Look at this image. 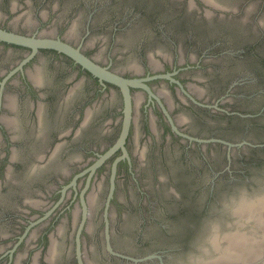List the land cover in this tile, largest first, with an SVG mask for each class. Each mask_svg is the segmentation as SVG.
<instances>
[{
	"label": "flooded vegetation",
	"instance_id": "af4514ba",
	"mask_svg": "<svg viewBox=\"0 0 264 264\" xmlns=\"http://www.w3.org/2000/svg\"><path fill=\"white\" fill-rule=\"evenodd\" d=\"M227 1L0 0L1 28L136 80L120 144V84L0 39V264H190L264 186V0Z\"/></svg>",
	"mask_w": 264,
	"mask_h": 264
},
{
	"label": "water",
	"instance_id": "95a60500",
	"mask_svg": "<svg viewBox=\"0 0 264 264\" xmlns=\"http://www.w3.org/2000/svg\"><path fill=\"white\" fill-rule=\"evenodd\" d=\"M205 1L207 3L213 4L214 6H216L218 8H222V9H227L230 7L227 4L221 3L219 0H205ZM207 13L210 14L211 12L208 11ZM0 39L4 40V41H8V42L21 44V45L31 46L34 49H37L38 47L58 48L64 52L72 55L78 62H80L85 67H87L89 70H91L96 75H99L101 78L107 79L109 81H113L117 84H120L124 89V93H125L126 100L128 103V113H127V116L125 119V125L123 128V132H122L121 138L119 140L120 144L123 143L124 138L127 134L128 128H129V119H130V116H129L130 94H129L128 84H134V83H136V80L127 79V78H125V77H123L117 73H114V72L108 70L107 67H104V66L96 63L91 58H89L84 53H82L78 47H75V46H73L67 42H64L60 39H56V38H52V37H35V36L24 35L21 33H16V32L6 30V29L1 28V27H0ZM261 197H264V186L260 190H253V191H250L249 193L248 192L243 193L241 196L237 197L234 200V202L231 204V206H230L231 213H232V208L236 207L241 201L256 200V199H259ZM233 217L234 216L232 215L231 218L220 220V221L215 220L214 222H212L211 226L209 227V231L206 234H204L203 240L199 244L198 248L196 250L192 251L191 256H190V261H191L190 264H196L195 263L196 258L204 257L206 254H209L212 252L211 250L207 251V249L211 248L210 237H211V234L214 230H216L219 233L223 232L224 230L229 228V225H232V222H234L233 226H236V227H242V226L245 227L246 225H248L247 221H245L244 219L236 221V220H233ZM121 255L127 256V255H123V254H121ZM153 257H160L161 258V256L157 255V254H148V255L140 257V258L127 256V258L132 259L135 262L150 259ZM161 264H163V261H161Z\"/></svg>",
	"mask_w": 264,
	"mask_h": 264
},
{
	"label": "bare ground",
	"instance_id": "6f19581e",
	"mask_svg": "<svg viewBox=\"0 0 264 264\" xmlns=\"http://www.w3.org/2000/svg\"><path fill=\"white\" fill-rule=\"evenodd\" d=\"M232 215L233 220L244 219L248 225L236 227L232 222L223 232L214 230L210 237L211 248L207 249L212 252L196 258V264L241 263L250 252L261 247L260 261L264 264V197L241 201L232 208Z\"/></svg>",
	"mask_w": 264,
	"mask_h": 264
},
{
	"label": "rangeland",
	"instance_id": "374dc122",
	"mask_svg": "<svg viewBox=\"0 0 264 264\" xmlns=\"http://www.w3.org/2000/svg\"><path fill=\"white\" fill-rule=\"evenodd\" d=\"M221 3H224V4H227L228 6H233L231 3L232 2H229V1H227V0H219ZM234 7V6H233ZM256 7V4L254 3V4H252V3H250L249 4V8L251 9H253V8H255ZM34 9H32V11H31V13H34ZM0 12L1 13H4L3 11H2V9H0ZM262 21L264 22V18H262ZM82 21H79V23H78V21H77V23H76V25H75V27H74V29L78 32V33H80L81 32V26H82ZM72 26H73V24H71ZM71 26V27H72ZM77 33V34H78ZM96 36H98V34H93L92 36H91V40H94L95 38H96ZM103 47L104 46H102V48H101V50H102V52H103V54H104V56H107V54H108V49H106V50H103ZM98 48H94V52H93V54H95V52H97V51H99V49L97 50ZM155 58H158L157 56H155ZM134 60H128L126 63H131V62H133ZM262 237V236H261ZM262 250V247L261 248H259V249H256L255 251H252V252H250L248 255H247V257L245 258V260L243 261V262H241V263H235V264H262L261 263V261H260V259H261V253H260V251Z\"/></svg>",
	"mask_w": 264,
	"mask_h": 264
}]
</instances>
